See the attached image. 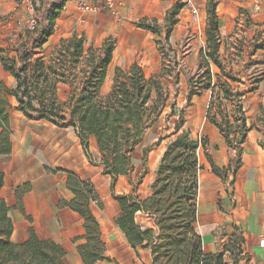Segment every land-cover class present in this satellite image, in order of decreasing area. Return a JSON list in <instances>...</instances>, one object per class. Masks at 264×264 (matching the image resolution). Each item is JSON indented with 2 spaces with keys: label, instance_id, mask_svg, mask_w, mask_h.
Instances as JSON below:
<instances>
[{
  "label": "trees",
  "instance_id": "1",
  "mask_svg": "<svg viewBox=\"0 0 264 264\" xmlns=\"http://www.w3.org/2000/svg\"><path fill=\"white\" fill-rule=\"evenodd\" d=\"M44 1L41 0L42 3ZM68 1L53 0L48 3L43 15L35 20V28H26L25 38L15 46V57H9L6 51H2L1 64L14 78L16 86L9 89L0 82V158L10 156L13 151L7 100V96H10L16 101L15 110L26 120L46 122L76 132L86 157L92 164L102 166L103 173L112 178L113 196L121 209L115 224L134 250L151 249L155 262L162 256L171 258L177 246L170 231L175 229L172 228L173 224L178 223L191 236L179 251L187 264H228L224 258L227 252L232 255L234 264H238L241 239L234 234L230 238V245L225 247V253H208L194 227L197 222L199 174L203 170L200 152H204L215 176L229 182L232 175L235 181L241 167L243 145L253 130L244 102L248 94L258 89L259 84L251 83V88L242 89L247 83L234 72L233 63L243 54L242 47L231 62H227L222 55L224 40L217 14L218 0L207 2L206 44L200 51L195 74L188 79L187 100L190 103L194 96L210 93L206 120L218 130L226 146L236 152V160L220 169L207 153L209 139L194 140L191 137L186 129V110L173 102L167 124L170 126L168 130L172 128V135L176 137L166 146L157 167V179L151 187L152 193L145 200L127 194L115 196L116 181L135 170V154L145 133L162 118L168 106L170 92L162 80L172 77L176 87L181 83L185 71L178 52L170 44V38L173 28L180 22L178 15L185 5L176 3L167 12L164 42L155 41L161 46L160 72L147 78L137 62L127 71L117 67L110 92L102 96L101 88L117 47L113 37L105 39L99 47L87 48L84 36L74 34L61 39L49 53L45 48L55 34L57 20ZM135 25L157 38L163 36L164 30L155 19L152 24L145 18ZM256 49L255 53L264 50V46ZM37 52L39 56H35ZM257 62L251 61L249 66H255ZM60 85L70 88L65 102L59 98ZM90 137L97 142L100 161L92 157L88 143ZM162 141L159 139L158 145ZM149 151L150 148L144 150L143 162L147 160ZM67 175V188L73 198L69 201L62 198L58 208L69 209L84 221L86 233L81 239L85 243L77 247L83 263L103 262L107 260L105 245L100 223L92 210L93 206L103 209L101 198L91 181L81 180L73 173ZM3 187L4 174L0 173V264H66L64 249L53 241L41 240L33 228L28 230L26 242H12L15 228L10 207L1 196ZM29 190L30 185L26 184L15 191L22 212V200ZM138 213L154 218L161 230L159 245H156L154 231L144 230L136 222Z\"/></svg>",
  "mask_w": 264,
  "mask_h": 264
},
{
  "label": "crops",
  "instance_id": "2",
  "mask_svg": "<svg viewBox=\"0 0 264 264\" xmlns=\"http://www.w3.org/2000/svg\"><path fill=\"white\" fill-rule=\"evenodd\" d=\"M51 1L53 0H45L44 3L41 0H0V34H12L15 30H20L26 15H43ZM115 1L118 17L113 16L112 11L103 7L94 11H85L82 8L83 3L98 5L96 0H69L57 20L55 34L46 46L51 50L61 39L74 34L86 38L95 36L104 41L113 34V25L124 24V16L132 20L133 15H166L177 2V0ZM191 1L200 10L199 15L206 19L207 25L208 0ZM181 11V15H193V12L190 14L184 8ZM217 14L220 20V32L224 35L232 32L236 19L239 21L245 17L246 21L258 24L257 26L264 25V0H218ZM117 49L116 47L113 61L115 57H120ZM127 54L130 55V51ZM128 55H124V59L127 61L128 58V66H130L136 62L134 61L136 55H133L132 59ZM152 62L154 65H159L161 70L162 55L161 60L157 55L156 62L155 58ZM121 66L119 64L117 67L121 68ZM154 75L156 74L152 76ZM2 80L9 89L15 88L16 81L0 64V82ZM69 90L68 85L59 87V93ZM109 91V86L104 83L101 95H106ZM205 93L209 102L210 93ZM201 97L203 98L204 95L202 94ZM12 99L15 101L13 97L7 96L8 101ZM10 128L13 151L10 156L0 158V173L4 174L1 196L10 207V213L17 212L23 223V226L21 225L23 231L14 230L11 238L13 243L26 242L29 237L28 230L33 228L41 240L53 241L64 249L66 264H84L77 250L78 245L85 243V240L81 239L86 233L84 221L77 213L58 208L62 198L68 201L73 198V194L67 188V173H73L81 180L93 183L103 204L102 210L97 206L92 207L100 223L101 238L105 245L104 254L107 258L97 264H150L149 252L142 249L134 250L115 224L121 209L113 196L112 178L103 173L102 166L92 164L86 157L80 138L73 129L58 128L46 122L28 121L19 112L11 114ZM146 134L147 132L144 138ZM88 143L93 159L100 161V150L95 138L90 137ZM232 151L234 150L227 146L220 148L216 156H212L214 163L220 169L228 167L231 161L236 160ZM214 180L220 178L213 174L211 181L215 182ZM229 182L232 184L233 180L230 179ZM199 183L201 187L200 174ZM26 184L30 185V190L23 197L22 212L18 207L15 191ZM232 187L235 202L229 218L234 224L233 231H235L229 236V242L207 249L197 229L199 222L211 223L203 210L212 194L210 190L207 192V189H199L195 230L201 236L204 250L207 249L208 253H225V247L230 245V238L235 234L242 240L238 264H264V145L260 140L249 139L248 136L247 142L243 145L241 167ZM114 194L123 195L124 190L117 186ZM15 227L18 226L14 225ZM224 258L226 263L234 264L229 252L225 253Z\"/></svg>",
  "mask_w": 264,
  "mask_h": 264
},
{
  "label": "rangeland",
  "instance_id": "3",
  "mask_svg": "<svg viewBox=\"0 0 264 264\" xmlns=\"http://www.w3.org/2000/svg\"><path fill=\"white\" fill-rule=\"evenodd\" d=\"M176 3L185 5L184 9L189 11L190 14H192L194 10H197L196 15H181V13H179L178 18L180 22L177 27L173 28L170 38V43L178 52L179 59L183 64L185 72L181 77V83L178 87L175 86L172 77L162 80L164 87L168 88L170 92L168 106L162 118L147 131L142 144L136 151L135 170L127 176L118 178L116 181V187L118 186L122 191L124 190V194L134 195L140 200H145L147 196L151 195V187L157 179L156 172L161 157L166 150L167 144L176 137L172 135V128L168 130L170 126L167 124V115L171 112L170 106L173 102H176L179 108L186 110V129L190 131L191 137L194 140L209 139L207 153L211 156H216L220 148H225L226 146L218 130L212 127L206 120V109L208 105V96L206 93L203 92V98L201 97L202 94L194 96L190 103L187 100L188 79L195 74L200 58V51L206 44V19L199 15L200 10L191 0H177ZM40 16L41 15H26V20L23 22L20 30H15L12 34H0V58L2 56V51H6L9 57L16 56L15 46L21 43L25 38V30L29 26L30 21L37 20ZM124 18V24L119 26L113 25V34L108 36L115 39L118 48L117 53L120 55L119 58L115 57L107 73L105 84L109 86L110 90L113 85L115 68L121 64V69L127 71L131 66H128V58L127 61L124 59V55H128V51H130V55H128L130 58L136 55L134 61L139 63L149 78H151L153 74H158L160 72V66L157 64L154 65L152 61L155 58L156 62L157 55H159L161 60V52L159 50L161 46L155 41L162 42L165 37L167 31L165 23L166 15H133L132 20L128 19L127 16H124ZM145 18L149 20L150 24H152L153 19L157 20L158 26L164 30L161 38H157L150 32L138 29L137 26H135L137 21ZM234 23V29L230 34L224 35L221 33L224 40L222 55L227 62H231L234 54L242 47L243 54L236 58L233 63L235 73L240 74L241 78L247 83L242 89H249L252 87L250 85L251 83L255 84L259 82L258 90L247 95L245 107L249 117V124L253 126L249 139L256 138L264 145V50L255 53L257 47L264 46V25L257 26L258 24L246 21L245 17L244 19H239V21L236 19ZM84 39L87 48L91 46L99 47L103 42V40L95 36L91 38L84 37ZM45 48H48L47 53L51 51L48 46H45ZM39 55L40 53L38 52L35 54V56ZM251 61L259 62H257L255 66H249ZM2 82L6 84L4 80H2ZM66 93L67 92L64 91L59 93V98L62 102L67 100ZM8 102V114L10 118L11 114L17 113L15 110L16 102L13 99ZM159 139H163L160 144L161 147L158 145ZM146 148H150V151L147 160L143 162L144 150ZM232 153L236 159V152L232 151ZM199 157L200 164L203 166V170L200 173V189H207V192L210 190L212 194L211 197L209 196V200H207L208 203L206 204V208L204 207L203 209L211 223L203 224V222H199L197 229L204 239L206 248L209 249L215 248L217 244L221 246L223 242L227 244L229 242V236L235 231H233L234 224L231 223L229 218L232 213L233 202H235L233 200L234 191L231 182L225 183L222 179H220L221 181L214 180L215 182H212L211 179L213 174L211 167L203 151L200 152ZM230 179L233 180L232 175H230ZM199 201L200 204H202V201ZM142 214L144 216H136V222L144 230L152 229L154 231L156 245H159L161 230L155 224L153 217L148 214ZM10 216L14 225L18 226L17 228L15 227V229L23 231V228H21L23 223L18 213L12 211ZM173 227H175V229L170 232L173 239L176 241L175 245L177 246V250L172 253L171 258L162 256L158 262H155L152 250L142 249L149 252L151 259L150 264H187L184 255L179 251L187 244V240H189L191 236L187 233L185 227L179 226L178 223L173 224L172 228ZM207 249H205V252Z\"/></svg>",
  "mask_w": 264,
  "mask_h": 264
},
{
  "label": "built area",
  "instance_id": "4",
  "mask_svg": "<svg viewBox=\"0 0 264 264\" xmlns=\"http://www.w3.org/2000/svg\"><path fill=\"white\" fill-rule=\"evenodd\" d=\"M96 1H97L98 5L83 3L82 8L85 11H94V10H98L99 7H103L105 9H108L109 11H112V13L114 14L113 16H116V17L119 16V15H116L118 12V7H117V3L115 0H96ZM196 14H197V11L194 10L193 15H196ZM35 26H36V21L32 20V21H30L28 28L30 30H33L35 28Z\"/></svg>",
  "mask_w": 264,
  "mask_h": 264
}]
</instances>
